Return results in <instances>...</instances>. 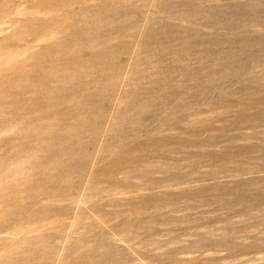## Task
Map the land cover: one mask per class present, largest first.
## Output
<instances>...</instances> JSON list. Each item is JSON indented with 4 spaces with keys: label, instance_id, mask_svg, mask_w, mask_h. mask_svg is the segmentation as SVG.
Returning <instances> with one entry per match:
<instances>
[{
    "label": "rangeland",
    "instance_id": "obj_1",
    "mask_svg": "<svg viewBox=\"0 0 264 264\" xmlns=\"http://www.w3.org/2000/svg\"><path fill=\"white\" fill-rule=\"evenodd\" d=\"M0 264H264V0H0Z\"/></svg>",
    "mask_w": 264,
    "mask_h": 264
}]
</instances>
